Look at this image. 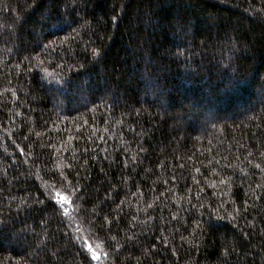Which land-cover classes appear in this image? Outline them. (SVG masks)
<instances>
[{
  "label": "trees",
  "instance_id": "trees-1",
  "mask_svg": "<svg viewBox=\"0 0 264 264\" xmlns=\"http://www.w3.org/2000/svg\"><path fill=\"white\" fill-rule=\"evenodd\" d=\"M0 264H264V0H0Z\"/></svg>",
  "mask_w": 264,
  "mask_h": 264
},
{
  "label": "rangeland",
  "instance_id": "rangeland-1",
  "mask_svg": "<svg viewBox=\"0 0 264 264\" xmlns=\"http://www.w3.org/2000/svg\"><path fill=\"white\" fill-rule=\"evenodd\" d=\"M258 90H260V89H258ZM258 90H257V91H258ZM58 202H59V204L62 205V208H63V209H66V207H68V202L65 200L64 196L60 195V196L58 197Z\"/></svg>",
  "mask_w": 264,
  "mask_h": 264
}]
</instances>
